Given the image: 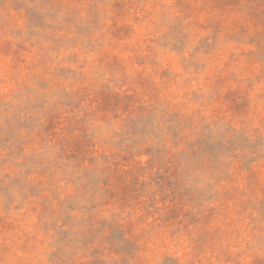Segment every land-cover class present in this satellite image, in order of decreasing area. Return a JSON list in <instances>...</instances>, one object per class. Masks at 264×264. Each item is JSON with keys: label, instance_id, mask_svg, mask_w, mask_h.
<instances>
[{"label": "rangeland", "instance_id": "obj_1", "mask_svg": "<svg viewBox=\"0 0 264 264\" xmlns=\"http://www.w3.org/2000/svg\"><path fill=\"white\" fill-rule=\"evenodd\" d=\"M0 264H264V0H0Z\"/></svg>", "mask_w": 264, "mask_h": 264}]
</instances>
